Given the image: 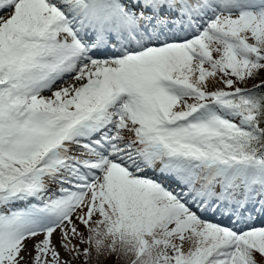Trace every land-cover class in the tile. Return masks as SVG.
Instances as JSON below:
<instances>
[{
  "label": "snow or ice",
  "instance_id": "obj_1",
  "mask_svg": "<svg viewBox=\"0 0 264 264\" xmlns=\"http://www.w3.org/2000/svg\"><path fill=\"white\" fill-rule=\"evenodd\" d=\"M262 218L264 0H0V264H258Z\"/></svg>",
  "mask_w": 264,
  "mask_h": 264
},
{
  "label": "clouds",
  "instance_id": "obj_2",
  "mask_svg": "<svg viewBox=\"0 0 264 264\" xmlns=\"http://www.w3.org/2000/svg\"><path fill=\"white\" fill-rule=\"evenodd\" d=\"M94 231L90 233V235L93 238V247L96 249L98 253H107L109 249L113 246V242L115 243V246L117 250H122L125 246L121 244L120 238L113 235H104L106 226H100L98 224L93 225ZM95 229H99L101 235L97 236ZM129 253L134 255L135 253L132 251V249L128 250ZM157 249H152L150 254H145L142 260V264L144 262H147V264H151V259L154 258L157 255Z\"/></svg>",
  "mask_w": 264,
  "mask_h": 264
},
{
  "label": "trees",
  "instance_id": "obj_3",
  "mask_svg": "<svg viewBox=\"0 0 264 264\" xmlns=\"http://www.w3.org/2000/svg\"><path fill=\"white\" fill-rule=\"evenodd\" d=\"M251 83V81H250ZM222 85L214 83V84H209L210 88H215V87H220ZM95 252H93V256L95 257ZM264 257V256H263ZM119 259V257L115 256V255H109V256H100L98 259H94L92 261V264H116L117 260Z\"/></svg>",
  "mask_w": 264,
  "mask_h": 264
},
{
  "label": "rangeland",
  "instance_id": "obj_4",
  "mask_svg": "<svg viewBox=\"0 0 264 264\" xmlns=\"http://www.w3.org/2000/svg\"><path fill=\"white\" fill-rule=\"evenodd\" d=\"M214 55H216V54H214ZM215 82H210V84H214ZM46 95H48V94H50V93H45ZM95 218H98V217H94V219ZM206 218H208V219H210L209 217H206ZM262 219H264V218H262ZM257 226H260L259 225V223H257ZM83 227V226H82ZM37 239H40V237H37ZM32 243H33V241H28V247L29 248H31V246H32ZM186 247H187V245H186ZM62 255H63V250H62ZM256 255V259H257V261H258V264H264V257L263 256H261L259 253H256L255 254ZM30 259L31 258H26V261H25V264H29V261H30Z\"/></svg>",
  "mask_w": 264,
  "mask_h": 264
}]
</instances>
